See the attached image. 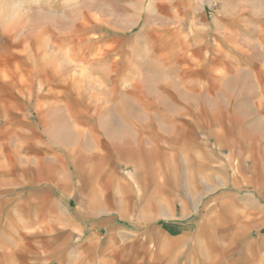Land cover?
I'll return each mask as SVG.
<instances>
[{
  "label": "rangeland",
  "instance_id": "obj_1",
  "mask_svg": "<svg viewBox=\"0 0 264 264\" xmlns=\"http://www.w3.org/2000/svg\"><path fill=\"white\" fill-rule=\"evenodd\" d=\"M10 16L8 27L4 22ZM6 30L14 44L12 56L2 61V46L10 37ZM36 34L40 40L33 45ZM23 38L32 39V43L18 44ZM50 50L63 62L57 67H40ZM220 55L222 62L211 64L214 73L210 77V91L223 95L219 105L230 109L239 104V98L252 97L264 122V0H0V135L9 142L14 136L10 124L21 121L44 137L47 124V133L55 143L50 158L45 154L31 158L37 182L33 186L46 185L58 193L55 183L62 179L49 183L51 174L71 176L68 185L75 188L81 183L74 169L76 149L73 159L58 154L72 150L75 140L96 137L94 131L103 136L97 128L99 116L91 109L98 107L99 98L107 95L116 76L143 69V79L138 77L136 82L146 92L147 80L154 86L158 75L164 82L168 78L177 82L181 68L186 72L189 66L202 67L204 57L206 64ZM125 61L130 65L127 70ZM61 117L66 126L60 125ZM238 128V123L231 126L227 135L236 137ZM259 130L253 155L213 160L210 188L204 186L203 165L189 180L182 158L162 157V166H158L162 187L158 191L163 194V212L155 211V187L122 184L116 190L122 200L127 199L128 208L139 202L143 209L119 214L98 210L93 216L98 219L112 214L129 234L148 241L154 259H133V264L157 260L159 264H264L262 125ZM61 135H66L65 139ZM235 142L240 141L237 138ZM23 146L15 139L0 143V177L14 178L23 168L26 174L28 155ZM117 171L129 173L122 168ZM191 181L192 193L188 188ZM99 183L100 193L112 204L115 190L106 180ZM19 185L21 193L32 188L28 183ZM68 203L73 209L74 200ZM52 230L54 235L59 228ZM159 232L169 237L160 244L168 254L164 258H155L160 255L154 241Z\"/></svg>",
  "mask_w": 264,
  "mask_h": 264
},
{
  "label": "crops",
  "instance_id": "obj_2",
  "mask_svg": "<svg viewBox=\"0 0 264 264\" xmlns=\"http://www.w3.org/2000/svg\"><path fill=\"white\" fill-rule=\"evenodd\" d=\"M10 21L12 16L4 23L10 27ZM9 32L6 30L10 37L2 46V61L3 57L12 56L14 43ZM32 39L23 38L18 44L26 41L32 43ZM39 40L40 34H36L33 45ZM205 51H211V48ZM32 52L39 53L35 50ZM59 57L60 55L50 50L45 59L39 58L42 59L40 67L61 65L63 61ZM205 57L207 58L206 55ZM205 57L202 67L189 66L186 72L181 68V77L177 82L174 78H168L169 84L158 75L155 76V81L159 82L154 86L150 85L151 80H147V86H144L146 92L136 82L138 77L143 79V69L138 71L139 74L128 75L124 71V75L116 76L115 81L108 86L107 95L99 98L98 107L91 109L93 115L97 113L99 116L97 128L101 129L103 136L94 131L96 137L75 140L77 143H74L72 150L58 154L73 159L76 149L74 169L76 179L81 183L80 186L76 184L75 188L68 185L71 176L51 174L48 175L49 183L62 179L55 183L58 193L46 185L33 186L37 182L31 158H38L41 154L50 158L55 141L47 133V124L44 137L33 126L28 127L24 122L10 124L15 133L10 141L13 143L15 139L22 146L24 144L23 149L27 148L28 167L26 174L23 168V172H19L14 178L0 177V264H133V259H154L148 251V241H143L138 236L133 237L114 221L112 214L97 219L92 213L107 210L119 214L130 209H143L139 202L128 208L127 199L122 200L116 190L122 184L146 189L155 187V211L163 212V194L158 191L162 187L161 182L158 183V166H162V157L182 158L187 163L189 180H193L192 172L203 165L204 186L210 188L213 160L253 155L259 142V129L261 125L264 128L260 111L253 105L252 97L239 98V104L230 109L226 105H219L218 100L223 95L210 91V77L214 73L211 64H221L223 57L220 55L219 59H210L206 64ZM191 62L189 60V65ZM129 66L125 61L124 69L127 70ZM176 84L178 85L174 88L173 85ZM228 84H232L229 78ZM82 98L85 99L83 95ZM59 123L66 126L62 117ZM236 123L240 126L236 131L237 136H228L229 128ZM66 135H61V139H65ZM237 138L240 141L238 143L235 142ZM10 141H5L0 135V143H11ZM59 143H66V140H60ZM225 147L234 148L224 150ZM81 159L82 162L79 163L78 160ZM44 162L48 163L45 159ZM48 165L50 166V162ZM16 166L20 171L19 163ZM117 168L128 170L129 173L120 174ZM62 173L67 174L66 171ZM104 180L115 190L112 204L105 201L104 192L100 193L99 182ZM27 183L32 188L21 193L19 184ZM188 188L190 193L195 191L192 181ZM71 199L74 200L73 209L69 208L68 202ZM99 206L104 207L101 209ZM54 228L59 230L53 235ZM159 233L161 235L154 238V241L158 244L157 251L160 255H155V258H164L168 254L160 249V244L169 237ZM154 264H159L158 260Z\"/></svg>",
  "mask_w": 264,
  "mask_h": 264
}]
</instances>
